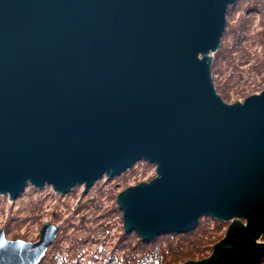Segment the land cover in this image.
<instances>
[{
  "label": "water",
  "instance_id": "obj_1",
  "mask_svg": "<svg viewBox=\"0 0 264 264\" xmlns=\"http://www.w3.org/2000/svg\"><path fill=\"white\" fill-rule=\"evenodd\" d=\"M237 0H0V194L64 193L144 159L157 175L118 194L145 240L228 221L209 257H264V89L226 102L211 72ZM245 219V220H242ZM62 225L8 239L0 264H38Z\"/></svg>",
  "mask_w": 264,
  "mask_h": 264
},
{
  "label": "rangeland",
  "instance_id": "obj_2",
  "mask_svg": "<svg viewBox=\"0 0 264 264\" xmlns=\"http://www.w3.org/2000/svg\"><path fill=\"white\" fill-rule=\"evenodd\" d=\"M221 41L224 58L216 61L213 72L217 90L237 97L231 102L243 101L247 93L262 91L264 0H237L231 5ZM156 169L155 163L141 159L121 174L96 181L86 192L84 184L64 193L55 191L52 185L38 188L29 184L15 200L0 194V229H5L8 239L37 241L44 222L62 225L40 264H123L126 256L133 252L142 255L148 249L137 246L140 235L132 232L126 237L118 194L156 176ZM200 221L194 236H178L175 242H181L185 249H210L212 242L225 236L231 223L210 215L202 216ZM259 264H264V257Z\"/></svg>",
  "mask_w": 264,
  "mask_h": 264
},
{
  "label": "trees",
  "instance_id": "obj_3",
  "mask_svg": "<svg viewBox=\"0 0 264 264\" xmlns=\"http://www.w3.org/2000/svg\"><path fill=\"white\" fill-rule=\"evenodd\" d=\"M222 38H223V36H222ZM223 58L224 57H223V54L221 53V48L219 47L217 49V51L215 53H213V62H212V67H211L212 75L214 72V66H215L216 61L221 60ZM213 81H214V78H213ZM216 90H217V87H216ZM217 92L228 103H233L231 101L234 98H236L235 100H238L237 97H233L230 93L221 94L218 90H217ZM254 93H255V91H253L251 93H247V94L245 93V94L247 96L249 94H254ZM139 183H140V181H139ZM243 220H245V219H243ZM200 222L201 221L199 220L197 225L194 228L189 229L185 232L169 231L166 233L157 234L149 240H145V239L140 238V236L136 230L126 231L124 228L125 233H126V237L128 236L129 233H132V232L135 234V236H136V234H138L140 243L137 246H141V249H143V250L144 249H148V250L145 251V254H142V255H136V253L133 252L131 255L125 257V259H124L125 263H123V264H181V263H184V262L189 261V260H199V259H203L205 257H208L213 251V246L210 249H205V250H202L196 246H190L188 249H185V246H182L181 242H175V239L178 236H184L183 238L185 239V235H189V234L192 235L194 233L195 229H197V231H198L200 228ZM178 234H182V235H178ZM192 236H194V235H192ZM223 236L220 239H222ZM262 237H264V235H262ZM220 239H217L216 241H214L212 243L215 244ZM165 243H167V244H165ZM50 247H49V249H50ZM49 249H48L47 253L49 252ZM206 250H207V252L209 250H211V251H210V253L208 252V254H206L207 252L203 254V252ZM47 253H46V255H47ZM46 255L43 257V259L38 264L43 262ZM155 260H158V262L155 263Z\"/></svg>",
  "mask_w": 264,
  "mask_h": 264
},
{
  "label": "bare ground",
  "instance_id": "obj_4",
  "mask_svg": "<svg viewBox=\"0 0 264 264\" xmlns=\"http://www.w3.org/2000/svg\"><path fill=\"white\" fill-rule=\"evenodd\" d=\"M25 191V190H24Z\"/></svg>",
  "mask_w": 264,
  "mask_h": 264
}]
</instances>
